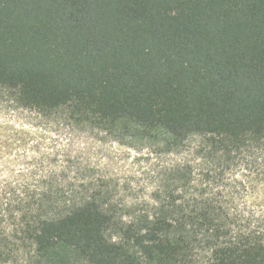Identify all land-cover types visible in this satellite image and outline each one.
Segmentation results:
<instances>
[{
  "label": "trees",
  "instance_id": "16d2710c",
  "mask_svg": "<svg viewBox=\"0 0 264 264\" xmlns=\"http://www.w3.org/2000/svg\"><path fill=\"white\" fill-rule=\"evenodd\" d=\"M0 92V264H264V0H0ZM81 131L176 160L143 196Z\"/></svg>",
  "mask_w": 264,
  "mask_h": 264
},
{
  "label": "rangeland",
  "instance_id": "374dc122",
  "mask_svg": "<svg viewBox=\"0 0 264 264\" xmlns=\"http://www.w3.org/2000/svg\"><path fill=\"white\" fill-rule=\"evenodd\" d=\"M11 106L6 95L0 92V124L10 122V120L14 122L13 126L16 123L19 124V120L12 117ZM48 137H54L63 144L68 142L61 131L54 130L48 134ZM72 148L75 150L74 154L81 158V176L86 174L85 168L92 166L98 175L118 179L133 188L142 187L141 195L143 196L154 187L151 178L157 177V170L160 166L176 160L175 157L169 155L150 156L148 149H130L112 141L104 134L90 131L79 132ZM253 202L264 205V201L253 200Z\"/></svg>",
  "mask_w": 264,
  "mask_h": 264
}]
</instances>
